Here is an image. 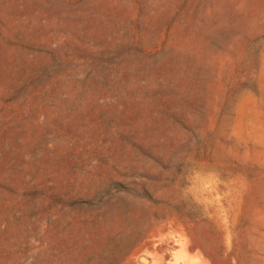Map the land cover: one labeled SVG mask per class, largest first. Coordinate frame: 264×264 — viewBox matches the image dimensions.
<instances>
[{
    "label": "rangeland",
    "instance_id": "374dc122",
    "mask_svg": "<svg viewBox=\"0 0 264 264\" xmlns=\"http://www.w3.org/2000/svg\"><path fill=\"white\" fill-rule=\"evenodd\" d=\"M181 241L264 264V0H0V264Z\"/></svg>",
    "mask_w": 264,
    "mask_h": 264
},
{
    "label": "bare ground",
    "instance_id": "6f19581e",
    "mask_svg": "<svg viewBox=\"0 0 264 264\" xmlns=\"http://www.w3.org/2000/svg\"><path fill=\"white\" fill-rule=\"evenodd\" d=\"M176 242V241H175ZM182 242V241H181ZM186 243V242H185ZM184 245V246H183ZM175 246V245H174ZM173 245H171V248L172 249H177V248H179L180 249V247L181 246H183V247H181V249L180 250H182V252H184V254L186 255V256H184V261L182 262L183 264H211V262L208 260V258L202 253V252H198L197 251V253H196V255H191L190 254V246L188 247V244L186 243V245L185 244H183V242L181 243V245L180 246H176V248L174 247ZM170 248V247H169ZM170 248V249H171ZM193 249V248H192ZM150 250V249H149ZM152 250V249H151ZM150 250V251H151ZM199 250V249H198ZM174 251H176V250H174ZM179 251V250H178ZM170 252H172V250L170 251ZM177 252V251H176ZM152 253V252H151ZM161 253V252H160ZM179 253V252H178ZM192 253V252H191ZM165 254V253H164ZM170 254V253H169ZM189 254H190V256H192V257H190L189 256ZM154 255V254H153ZM183 255V254H182ZM140 256V255H139ZM180 256V255H179ZM163 257H164V255H163ZM138 258H141V261L140 262H142V264H159V263H157L156 261L158 260V259H160V258H158V259H154L155 261H153V263H151L150 261H149V259L147 258V256L146 255H144V254H141V256L140 257H138ZM165 258V257H164ZM173 258V257H172ZM179 258V257H178ZM181 258V257H180ZM163 259V258H162ZM161 260V259H160ZM159 260V262H163L162 260L160 261ZM165 260H167V259H165ZM175 260V259H174ZM172 261V260H171ZM167 263H169L168 262V260H167ZM172 263V262H171ZM165 264V263H164Z\"/></svg>",
    "mask_w": 264,
    "mask_h": 264
}]
</instances>
